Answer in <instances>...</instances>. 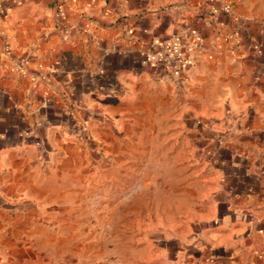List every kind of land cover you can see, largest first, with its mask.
<instances>
[{
    "label": "crops",
    "instance_id": "1",
    "mask_svg": "<svg viewBox=\"0 0 264 264\" xmlns=\"http://www.w3.org/2000/svg\"><path fill=\"white\" fill-rule=\"evenodd\" d=\"M2 3L0 237L61 159L153 114V136L207 148L185 184L211 192L189 264H264V0Z\"/></svg>",
    "mask_w": 264,
    "mask_h": 264
},
{
    "label": "rangeland",
    "instance_id": "2",
    "mask_svg": "<svg viewBox=\"0 0 264 264\" xmlns=\"http://www.w3.org/2000/svg\"><path fill=\"white\" fill-rule=\"evenodd\" d=\"M151 115L140 133L116 131L106 143L82 144L77 155L55 164L36 191L40 202L20 203L19 219L1 235L0 264H189L188 239L211 192L185 184L197 181L189 171L203 163L199 155L207 148L181 129L153 136ZM39 162L47 164L44 154ZM210 181L206 176L203 184Z\"/></svg>",
    "mask_w": 264,
    "mask_h": 264
},
{
    "label": "built area",
    "instance_id": "3",
    "mask_svg": "<svg viewBox=\"0 0 264 264\" xmlns=\"http://www.w3.org/2000/svg\"><path fill=\"white\" fill-rule=\"evenodd\" d=\"M223 12L226 14H231V7L229 5H225L222 8ZM239 29V28H238ZM228 38V37H227ZM261 76H264V73H260L258 75L255 76L256 80H259Z\"/></svg>",
    "mask_w": 264,
    "mask_h": 264
},
{
    "label": "trees",
    "instance_id": "4",
    "mask_svg": "<svg viewBox=\"0 0 264 264\" xmlns=\"http://www.w3.org/2000/svg\"><path fill=\"white\" fill-rule=\"evenodd\" d=\"M240 26H241L240 30H241V31H244L245 28H246V27H245L246 25H245L244 23H241V22H240Z\"/></svg>",
    "mask_w": 264,
    "mask_h": 264
}]
</instances>
